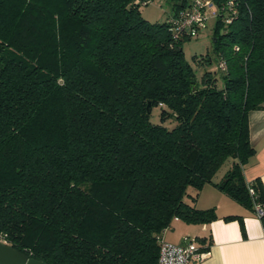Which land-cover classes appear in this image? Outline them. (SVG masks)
<instances>
[{"label": "trees", "instance_id": "1", "mask_svg": "<svg viewBox=\"0 0 264 264\" xmlns=\"http://www.w3.org/2000/svg\"><path fill=\"white\" fill-rule=\"evenodd\" d=\"M142 5L0 0V240L27 256L159 264L158 237L175 217H217L187 200L205 183L252 211L259 202L264 231V186L243 174L248 112L264 103V0H236L229 23L218 10L213 57L196 56L214 65L200 74L182 50L191 36L170 30L186 4L162 21ZM235 217L243 229L223 216Z\"/></svg>", "mask_w": 264, "mask_h": 264}, {"label": "crops", "instance_id": "2", "mask_svg": "<svg viewBox=\"0 0 264 264\" xmlns=\"http://www.w3.org/2000/svg\"><path fill=\"white\" fill-rule=\"evenodd\" d=\"M188 1L182 0L181 3L187 4ZM178 8L177 4L174 5L167 16ZM248 128L254 153L243 165V174L247 181L259 178L264 186V103L262 108L248 112ZM195 206L214 207L217 217L206 223H187L174 218L161 233L162 238L168 241L183 244L192 239L199 247L208 249L206 257L188 264H264V231L260 218L250 208L212 183H205L197 192ZM231 214L241 217L243 229L238 218H223ZM198 237L206 238V242H199Z\"/></svg>", "mask_w": 264, "mask_h": 264}, {"label": "built area", "instance_id": "3", "mask_svg": "<svg viewBox=\"0 0 264 264\" xmlns=\"http://www.w3.org/2000/svg\"><path fill=\"white\" fill-rule=\"evenodd\" d=\"M150 0H140L142 4ZM218 9L224 13L223 20L226 23L231 22L236 13V0H221ZM205 22V3L202 0H189L188 3L178 9L170 16V30L174 37L179 36H197L204 27ZM217 67L225 69V62L219 60ZM250 194H254L253 188L249 187ZM254 214L260 217L263 214L262 205L259 202L254 203ZM177 218V217H175ZM208 249H200L194 240H187L185 243H174L168 241L160 235L158 237V263L159 264H188L193 260H201L208 255Z\"/></svg>", "mask_w": 264, "mask_h": 264}, {"label": "rangeland", "instance_id": "4", "mask_svg": "<svg viewBox=\"0 0 264 264\" xmlns=\"http://www.w3.org/2000/svg\"><path fill=\"white\" fill-rule=\"evenodd\" d=\"M182 0H150L148 3L140 6L141 15L149 21H162L166 18L167 14L173 9L174 5L181 3ZM187 1V0H186ZM205 3V24L197 36H191L182 41V50L185 59L192 65L197 74H200L205 69H212L214 64L199 65L196 61V56L208 53L213 57L211 36L216 24L218 13V4L215 0H202ZM221 31V27H219ZM214 63V61L212 62ZM218 84L222 85V78L217 73ZM153 122H160L159 107H154L150 116ZM166 125H171L173 121L166 119L163 122ZM229 165V160H225L213 176V180L217 181L222 177L221 174L226 171ZM190 192H195L194 189L189 187ZM187 200L194 202L196 205V197L192 199L187 196Z\"/></svg>", "mask_w": 264, "mask_h": 264}, {"label": "water", "instance_id": "5", "mask_svg": "<svg viewBox=\"0 0 264 264\" xmlns=\"http://www.w3.org/2000/svg\"><path fill=\"white\" fill-rule=\"evenodd\" d=\"M149 103L147 104L148 111ZM0 264H49L43 260L27 256L25 253L0 240Z\"/></svg>", "mask_w": 264, "mask_h": 264}]
</instances>
